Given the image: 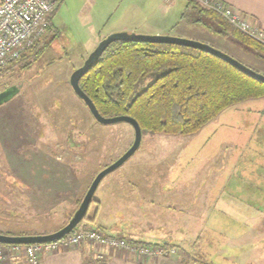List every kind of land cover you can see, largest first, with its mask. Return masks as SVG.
Segmentation results:
<instances>
[{
  "label": "rangeland",
  "instance_id": "obj_1",
  "mask_svg": "<svg viewBox=\"0 0 264 264\" xmlns=\"http://www.w3.org/2000/svg\"><path fill=\"white\" fill-rule=\"evenodd\" d=\"M187 2L200 17L194 23L204 28L214 24L194 5L200 6L195 0ZM55 8L47 17L49 27L39 38L40 49L28 59L29 66L0 70V91L17 87V93L0 104L9 117L6 121L0 113V234L4 235H34L66 223L95 174L133 142L128 123H97L69 85L71 72L125 20L101 0H58ZM190 9L188 16L193 14ZM212 43L208 45L264 75V61L231 37ZM152 79L147 77L140 87ZM236 161L242 166L254 163L255 174L250 178L259 182L258 175L264 173V97L224 109L191 135L143 131L138 149L101 180L87 214L91 216L98 206L94 201H100V217L121 222V231L92 224L102 231L179 246L190 264H232L234 245L245 246L264 235L259 222L255 228L240 231L227 218L215 220L213 206L220 183L212 189L209 185L215 174H223V182L228 181ZM41 174L47 176L48 191L64 192L59 197L47 194L46 204L53 207L49 211L33 206L23 182L36 176L30 181L41 183ZM183 184H188L186 189ZM154 192L158 195L155 204ZM116 208L123 218L116 216ZM263 247L264 241L256 242L253 252L247 254L244 249L240 264H264Z\"/></svg>",
  "mask_w": 264,
  "mask_h": 264
},
{
  "label": "trees",
  "instance_id": "obj_2",
  "mask_svg": "<svg viewBox=\"0 0 264 264\" xmlns=\"http://www.w3.org/2000/svg\"><path fill=\"white\" fill-rule=\"evenodd\" d=\"M194 5L214 21V28L209 25L214 32L231 36L243 49L264 61L262 44L232 27L217 13ZM38 43L39 39L7 68L29 66L28 59L40 49ZM151 76L153 79L140 87ZM79 86L102 116L127 115L138 122L141 133L172 135L194 134L224 109L264 97V83L207 52L150 42L110 43L80 78ZM94 202L98 203L97 208L91 216H85L90 222H94L101 208L100 201ZM102 210L105 212V207ZM114 212L117 217H124L119 216L117 208ZM114 225L115 230L121 231L120 221Z\"/></svg>",
  "mask_w": 264,
  "mask_h": 264
},
{
  "label": "crops",
  "instance_id": "obj_3",
  "mask_svg": "<svg viewBox=\"0 0 264 264\" xmlns=\"http://www.w3.org/2000/svg\"><path fill=\"white\" fill-rule=\"evenodd\" d=\"M180 1H182V3ZM218 1L232 6L236 11L248 17L252 23L258 25L264 30V0ZM101 3L106 4L108 10L113 13L117 12L119 14L117 16L125 20L122 22L120 28L115 29L119 32L125 31L136 34L178 36L191 38L211 45L213 44V41H221L222 38L229 36L217 34L210 27L204 28L198 23H194L198 22L199 15L194 14L196 12L195 10L190 9L191 6L188 4L187 0H172V2L169 3H166L163 0H101ZM189 9L193 12L192 16H188L187 14ZM211 26L214 28L213 25ZM115 30L113 31L115 32ZM6 111L7 109H5V107L0 108V113H2L3 116H6ZM6 119V121H8L9 117L6 116ZM253 164L242 166L239 161H236L232 164L231 175L229 176L228 181L223 182V174H220L219 176H216L217 174H215L213 176V183L211 180L209 185L212 189V187L220 183L219 196L216 198L215 205L213 206V210L216 212L215 220L220 221V218L223 220L224 218H227L228 221H232V227L238 228L240 231L242 228H255L258 225V222L261 223L260 226L264 228V192H259L260 189L264 191V173L258 175L260 178L259 182L256 181L255 177H251V179L250 174H255ZM41 178L44 180L43 182L40 181L41 183L38 184L33 183L36 180V176H29L30 180L34 179L33 182L30 180L23 182L31 196L33 206L37 210L49 211L53 207H48L46 204L47 194L51 193L59 197L64 192H57L56 190L52 192L48 191L46 174H41L39 180ZM130 183L132 184L131 189H134L133 186L136 185L131 181ZM187 186L188 184H183L184 189H186ZM253 189L257 190V193L253 191ZM128 194V196L132 197L130 193ZM258 194L260 196H257ZM161 195H163L162 191ZM36 196L38 197L36 198ZM224 196H227L226 199ZM157 197V193L154 192V204ZM165 200L169 202L168 198ZM59 201L63 202V200ZM204 203L206 202L204 201ZM96 205H98V203H96ZM205 205L206 204H204V206ZM200 209L206 210L205 207H200ZM107 217L109 216L104 215L101 218L98 214L94 222H90L89 219H84L83 224H98L104 227L107 226L109 229H114L115 225L113 220ZM63 225L61 224L59 227L51 231H44L35 234L51 233L58 230ZM104 232L107 233L106 231ZM107 234L114 235L113 232ZM262 241H264V235L259 236L252 241H248L245 246L240 244L234 245L232 247V264H240L238 258L242 251L245 249L247 254L248 252H253L255 243H260ZM177 248L178 252L173 257L146 258L137 256L123 249L106 250L105 248H98L94 244L82 243L78 246L59 248L55 251L45 253L42 255L41 261L42 264H90L93 261L94 252L100 249L104 253V258L98 261L97 264H190L188 262L190 259L189 256L182 251L181 247L179 248V246H177ZM5 264H25V261L21 255L8 256L5 260Z\"/></svg>",
  "mask_w": 264,
  "mask_h": 264
},
{
  "label": "built area",
  "instance_id": "obj_4",
  "mask_svg": "<svg viewBox=\"0 0 264 264\" xmlns=\"http://www.w3.org/2000/svg\"><path fill=\"white\" fill-rule=\"evenodd\" d=\"M195 1L202 8L217 13L232 27L264 46V30L232 6L218 0ZM55 3L56 0H0V70L19 60L21 55L45 33L48 26L47 17ZM82 243L94 244L106 250L123 249L146 258L173 257L178 252L176 246L170 244L127 241L92 225L82 224L62 238L49 242L0 244V264H5L8 256L19 255L23 256L25 264H42L43 254ZM103 258L104 253L99 249L94 252L90 264H97Z\"/></svg>",
  "mask_w": 264,
  "mask_h": 264
},
{
  "label": "water",
  "instance_id": "obj_5",
  "mask_svg": "<svg viewBox=\"0 0 264 264\" xmlns=\"http://www.w3.org/2000/svg\"><path fill=\"white\" fill-rule=\"evenodd\" d=\"M114 41H132V42H150V43H166L178 46H185L207 52L233 66L243 74L264 83V75L255 72L249 67L243 65L239 61L223 53L222 51L213 48L212 46L192 39L169 36V35H148L136 34L129 32H114L107 35L103 40L99 41L95 49L87 56L83 64L71 72L69 76V85L73 93L85 104L93 119L100 124L109 125L118 122L128 123L133 129V142L130 147L121 154L115 161L103 167L95 174L91 180L86 192L84 193L79 205L68 219V221L58 230L47 234H34V235H4L0 234V244H30V243H43L62 238L70 233L81 221L84 220L89 205L91 203L93 194L98 187L101 180L110 172L119 168L139 147L141 142V128L138 122L127 115H116L110 117L102 116L92 101L86 96L79 86L80 78L93 66L98 57L106 49V47ZM17 93V87L10 86L0 91V104L8 102Z\"/></svg>",
  "mask_w": 264,
  "mask_h": 264
}]
</instances>
